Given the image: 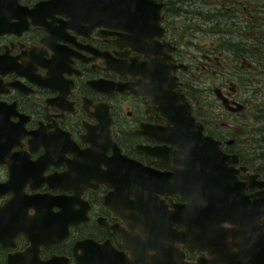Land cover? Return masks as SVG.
<instances>
[{
	"label": "flooded vegetation",
	"instance_id": "1",
	"mask_svg": "<svg viewBox=\"0 0 264 264\" xmlns=\"http://www.w3.org/2000/svg\"><path fill=\"white\" fill-rule=\"evenodd\" d=\"M69 1L86 5L0 0V208L13 210L0 222V264H77L84 241L99 257L86 255L87 264H198L207 255L197 243L185 247L181 222L170 230L168 215L183 200L155 180L172 172L168 116L136 90L174 65L177 89L205 134L240 156V180L264 181L245 156L264 108V0H150L161 20L149 24V39L123 0L113 14L104 4L92 11L95 0ZM25 198L36 208L24 224L51 237L40 247L9 231ZM69 223L67 238L54 244Z\"/></svg>",
	"mask_w": 264,
	"mask_h": 264
},
{
	"label": "water",
	"instance_id": "2",
	"mask_svg": "<svg viewBox=\"0 0 264 264\" xmlns=\"http://www.w3.org/2000/svg\"><path fill=\"white\" fill-rule=\"evenodd\" d=\"M62 2L67 5H86L85 2L72 3L69 0ZM103 4L108 9V13L113 14L116 0L89 2V6L94 7L92 11L95 12L97 7ZM120 4L130 5V20L133 26L136 25L141 37L145 39L155 37V32L149 31V24H159L161 17L153 12L155 5L152 1L123 0ZM106 19L109 20L107 17ZM93 22L99 23L97 20ZM105 23L112 25L111 21ZM175 69L174 65L168 66L163 77L159 79L160 82H164L162 84H159L157 70L152 72L149 75L151 81L140 85L136 90L150 97L152 102L160 104V108L169 120L168 141L172 145L170 154L174 156L173 164L169 166L172 172L160 176L159 179L156 176L155 180L168 185L167 190H172L168 194L179 195L184 202L174 206L173 214L169 213L170 230L175 223H178L177 221L181 222L179 227L185 229L183 234L185 247L192 250V245L197 243V251L207 255V258L199 259L198 264H264V181H259L261 175L258 174L250 178L244 177L245 182L240 180V170H246L245 167L236 168L240 156L226 153L221 141L205 134V127L192 114V107L185 94L177 89L176 76L173 75ZM130 88L135 91L134 84H130ZM223 102L227 106L225 99ZM242 109L243 105H239L237 111ZM121 156L122 166L127 167L129 158ZM125 181H128V177L122 175L121 183ZM124 186L122 184L117 190ZM250 190L257 192L248 196L246 193ZM145 204L149 207V203ZM34 208H36L35 204L31 205L26 198L24 201L21 199L18 210L19 225L16 231L10 226L9 231L12 232V238L25 233L32 244L40 247L51 237L43 231L39 233L38 226L31 224L29 227L24 224L25 213ZM9 211H13L12 207ZM9 211L4 207L0 208V222L4 214ZM64 214L62 210L57 214V219ZM171 215H175V222L170 221ZM78 221L82 222L81 219L74 222ZM71 224L66 225L64 234L58 230L54 244L58 245L67 238ZM4 235L0 226V243ZM90 245L92 243L88 241L78 243L74 256L77 264H87V259L91 257L92 261L99 259V257L96 259V253L87 251ZM93 247L98 248L97 245ZM79 250H82V254H79ZM90 253V258L85 257ZM113 259L119 261L115 255ZM69 262L66 257H53L47 262L38 264H69ZM180 264L188 263L180 261Z\"/></svg>",
	"mask_w": 264,
	"mask_h": 264
},
{
	"label": "trees",
	"instance_id": "3",
	"mask_svg": "<svg viewBox=\"0 0 264 264\" xmlns=\"http://www.w3.org/2000/svg\"><path fill=\"white\" fill-rule=\"evenodd\" d=\"M258 109V108H254ZM262 112H260V121H257L259 123V126L257 124H254V130H255V139L253 138V147L251 148L250 152L247 151L245 156H252L253 159L256 160V162L252 163V166L254 170L258 173L264 174V108H261ZM259 112V110H258ZM257 114V113H256ZM257 116V115H256ZM255 116V119H256ZM256 127L257 133H256Z\"/></svg>",
	"mask_w": 264,
	"mask_h": 264
},
{
	"label": "rangeland",
	"instance_id": "4",
	"mask_svg": "<svg viewBox=\"0 0 264 264\" xmlns=\"http://www.w3.org/2000/svg\"><path fill=\"white\" fill-rule=\"evenodd\" d=\"M207 37H210L209 35L207 36ZM206 41V44H208L209 43V40L207 39V40H205ZM216 79H218V76L216 77ZM253 145H254V143H251L250 144V148H252L253 147Z\"/></svg>",
	"mask_w": 264,
	"mask_h": 264
}]
</instances>
